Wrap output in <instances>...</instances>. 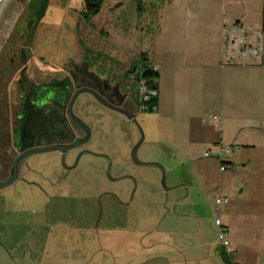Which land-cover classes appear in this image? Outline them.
<instances>
[{
  "label": "rangeland",
  "instance_id": "obj_1",
  "mask_svg": "<svg viewBox=\"0 0 264 264\" xmlns=\"http://www.w3.org/2000/svg\"><path fill=\"white\" fill-rule=\"evenodd\" d=\"M87 13L86 0H6L0 75L16 53L26 56L32 82L37 76L60 79L83 61L126 69L142 51L178 49L184 36L195 34L196 26L207 31L216 17L260 31L264 0H144L143 8L132 0H104L99 15L89 19ZM156 118L141 113L133 136V142L143 141L137 157L152 166L138 171L125 155L132 175L125 184L111 183L97 170L85 172L83 161L67 183L34 179L36 186L7 188L9 201L0 204V264H228L215 246L227 205L218 209L216 199L233 202L232 188L241 194L244 174L230 177L241 167L222 164L229 170L221 172L220 160L204 151L195 166L203 179L193 177L190 163L156 141ZM235 150L232 161L243 149ZM251 154L264 156L244 152ZM222 173L230 177L227 183ZM247 173L252 200L232 217L238 239L232 257L236 264H264V164Z\"/></svg>",
  "mask_w": 264,
  "mask_h": 264
},
{
  "label": "flooded vegetation",
  "instance_id": "obj_2",
  "mask_svg": "<svg viewBox=\"0 0 264 264\" xmlns=\"http://www.w3.org/2000/svg\"><path fill=\"white\" fill-rule=\"evenodd\" d=\"M26 64L16 53L0 75V204L9 201L11 186H36L34 179L67 183L83 161L85 172L97 170L115 183V131L126 135L127 126H138L118 109L137 121L147 113V63L110 71L83 61L60 79L33 82ZM138 150L134 145L132 161Z\"/></svg>",
  "mask_w": 264,
  "mask_h": 264
},
{
  "label": "crops",
  "instance_id": "obj_3",
  "mask_svg": "<svg viewBox=\"0 0 264 264\" xmlns=\"http://www.w3.org/2000/svg\"><path fill=\"white\" fill-rule=\"evenodd\" d=\"M249 22L252 23L250 20ZM259 25L260 31H263L261 27H264V23ZM194 32L195 34L184 36L181 46L170 53L161 51L158 47L150 51H142L132 65L142 57L158 73V108L154 112L147 113H156V141L163 146L164 150L181 155L183 160L191 164L195 172H192L193 177L196 174L199 179L204 172L197 173L195 170L198 167L197 154L200 155L204 151L210 152L211 157L214 156L220 160L221 172L228 171L229 166L234 168L235 164L241 167L240 171L238 168V171L231 173L230 177L244 174L241 184L246 186L241 185L242 191L239 195L234 194L233 188L231 189L230 196L234 201L223 205H227L224 208L226 221L225 223L221 221L222 229H220L226 233L231 252L229 253L228 249L220 241L218 242L219 239L215 242L217 252H222L224 261L228 264H236L232 253L238 239L233 237L232 217L252 200L245 191L248 186L246 182L251 180L248 179L251 173H247V170L262 167L264 164V156L260 159L256 154H251L249 157L244 155L245 151L264 153V59L254 60L248 67L226 65L224 27L221 17L214 18L209 23L207 31L202 26H196ZM211 115L219 116L221 124L218 125ZM127 128L126 135L116 130L113 139L112 147L114 148L111 151L115 162L113 170L117 180L115 183L125 184L129 179L132 180L127 177L132 175L126 174L125 155H128L129 162H133L138 171L146 166H152L141 161L137 155V162L134 157L132 161L130 145L137 144L140 149L143 141L133 142V136L136 135L135 125L127 126ZM127 140L129 142L126 143ZM221 146L229 147L230 153L221 157L219 154ZM239 147L243 149L239 152L241 157L237 161H232L236 153L235 149ZM225 159L228 162H225ZM222 164L228 165L225 171L221 170ZM137 170L136 173H138ZM223 176L222 173V179ZM224 177L226 180L230 178ZM226 180L227 183L228 180ZM127 190L128 188L122 189L121 192L127 193ZM172 193L170 189L162 195L167 197ZM220 199L224 198H217L216 203ZM213 246L210 247L213 248ZM195 248L196 245L187 250L191 251ZM229 258H231L230 262Z\"/></svg>",
  "mask_w": 264,
  "mask_h": 264
},
{
  "label": "built area",
  "instance_id": "obj_4",
  "mask_svg": "<svg viewBox=\"0 0 264 264\" xmlns=\"http://www.w3.org/2000/svg\"><path fill=\"white\" fill-rule=\"evenodd\" d=\"M223 27L224 59L226 65L248 67L254 60L264 59L263 31H255L240 21H229L227 19L224 20ZM144 88L147 91L148 100L151 97H158L159 92L156 90L149 91L146 83ZM211 118L215 120L218 125L221 124V118L219 116L211 115ZM230 151L231 149L229 147L221 146L219 154L222 157L225 154H229ZM205 157H211V153L206 152ZM226 169L227 168L225 166L221 167L222 171H225ZM227 203V199H220L217 208L221 209V207ZM217 225L221 226V222L217 221ZM219 241L228 249L230 253L231 251L226 239V233L223 230L219 232Z\"/></svg>",
  "mask_w": 264,
  "mask_h": 264
},
{
  "label": "trees",
  "instance_id": "obj_5",
  "mask_svg": "<svg viewBox=\"0 0 264 264\" xmlns=\"http://www.w3.org/2000/svg\"><path fill=\"white\" fill-rule=\"evenodd\" d=\"M134 3L138 5L139 8H143V2L144 0H132ZM104 4V0H86V6H87V16L88 18L95 17L101 13L102 6ZM263 32H264V27H263ZM137 62H144L146 63V60L141 57V60ZM137 62L135 64H137ZM146 85L148 90H156L159 92V87H158V73L157 71L149 64H147V69H146ZM158 97H151L147 103H146V111L147 112H154L156 111L155 109L158 108ZM229 254V253H227ZM226 256V255H225ZM231 258L228 259L230 262Z\"/></svg>",
  "mask_w": 264,
  "mask_h": 264
},
{
  "label": "water",
  "instance_id": "obj_6",
  "mask_svg": "<svg viewBox=\"0 0 264 264\" xmlns=\"http://www.w3.org/2000/svg\"><path fill=\"white\" fill-rule=\"evenodd\" d=\"M5 2H6V0H0V11H1L2 7L4 6ZM118 111L120 113L124 114L125 116H127L129 120H134V122L139 126V123H138L137 119H134L135 116L129 114V112H127L125 110L118 109ZM81 124H83V123L81 122Z\"/></svg>",
  "mask_w": 264,
  "mask_h": 264
}]
</instances>
